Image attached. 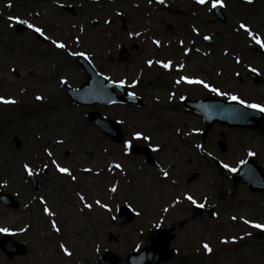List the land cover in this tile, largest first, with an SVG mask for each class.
<instances>
[{"label": "rangeland", "instance_id": "1", "mask_svg": "<svg viewBox=\"0 0 264 264\" xmlns=\"http://www.w3.org/2000/svg\"><path fill=\"white\" fill-rule=\"evenodd\" d=\"M164 1L162 5L159 0H135L134 8H122L119 14H109L101 38L87 44L82 40L73 43L76 32H71L72 38H68L65 31L47 26L40 12L44 5L35 7L31 1L26 7L8 6V0H0V38L15 41L12 59L16 70L23 67L28 58L26 54H37L49 59V67L53 57L55 62L63 58V67L68 64L66 67L71 72L69 75L64 73L65 77L56 81L52 103L73 106L78 113L66 117L65 125L62 122L46 137L51 138L53 134L61 137L66 133L64 129L69 128L85 140L87 150L83 156L76 155L72 147L63 148L57 144V150H54L56 160L67 167L70 174L59 172L53 163L39 154L29 165L33 170L31 175L21 167L15 173L5 175L8 180L0 182V192L10 195L17 206L0 200V205L7 210L5 214L9 215H0V228L9 229L0 232V238L5 233L11 235L4 247L14 253L9 257L0 251V264H107L101 259L105 250L121 258L118 264H127L125 255L148 243L147 232L177 225L184 220L186 223L174 230L175 237L170 244L175 255L159 264H264V237H256L261 228L254 226L264 224V194L251 193L246 185L241 184L233 188L230 179L232 169L240 167L250 156L264 166V131L215 124L202 143V117L187 111L181 103L184 96L193 99L215 96L223 100L236 96V100H243L247 107L252 104L264 107V55L259 53L264 52V47L240 28L243 22L264 41V1L254 0L251 5L245 3L249 7L242 6L244 10L241 11L234 6V0H222L220 11L225 17L222 21L214 14L215 0H205L204 4L197 0ZM81 3V0H61L58 4L62 16L67 17L63 19L64 23L71 24L70 31L78 28L85 17V5ZM154 9H159L157 11L162 15L158 22L154 21V28H148L147 10ZM9 17L28 20L41 28L46 40L35 37L38 32L34 28ZM121 20L125 21L126 29L121 27ZM19 25L25 27L21 32L17 31ZM152 35L159 44L151 42ZM182 39L186 48L180 52ZM54 42L64 43L66 47L59 48ZM121 45L128 50L124 62L118 61ZM228 49L234 59L233 65L221 67L223 50ZM77 54H83L99 73L113 82L124 80L132 84L139 76L142 79L139 85L147 92L148 101L144 108H131L127 104L93 107L73 104L66 94V86L80 87L88 78L75 59ZM193 54L199 56V60L196 65L192 62L189 65L187 56ZM181 58L187 62V69L180 72L177 64ZM149 60L153 61L151 65ZM156 61H171L172 64L170 68H164ZM213 61L218 63L217 67L212 66ZM253 69L261 77L259 83L251 79ZM53 70L60 72L59 69ZM185 76L193 80L201 76L204 84L181 80ZM10 77L16 79V74L11 73ZM25 77L23 74L22 79L11 84L0 79V96L6 98L13 94L17 102L13 106L0 102L1 136L9 137L11 121L23 118L24 112L50 110L49 104L18 110L25 98ZM4 88L9 89V93L3 92ZM214 88L219 91H213ZM87 112H98L117 120L123 142L116 143L107 138L87 119ZM46 120L50 121L48 116ZM220 131L226 134V151L223 153H219L217 145ZM136 132L142 133L140 141L133 135ZM15 136L20 140L18 149L11 143ZM28 140L19 131L4 140L16 152V163L20 157L24 158ZM142 140L154 146L155 153L152 154L156 164L153 166L145 163L143 156L129 153L125 147L127 141L142 143ZM202 149L228 167L218 169L202 155ZM104 154L113 156L115 165L121 167H111L105 158L102 160ZM161 162L167 165V176L157 172ZM125 164H135V169L146 178L136 174L125 179ZM92 166L94 171L89 170ZM193 173H197V178L189 181ZM72 176L76 179L73 180ZM31 177H34L36 187L31 184ZM48 182H54V187L48 188ZM113 188L116 191H112ZM189 195L196 203L187 199ZM38 200L51 203L48 209L52 217L34 204ZM124 204L136 212V217L127 224L117 211ZM194 204L206 209L214 205V214L211 217L208 213L192 216L191 206ZM71 208L74 214L69 213ZM54 213H59V217ZM73 215L77 216L72 219L75 225L65 227L63 221ZM53 222L59 231L53 227ZM110 234L114 239H110ZM13 240L25 244L26 250L20 255L16 253ZM205 243L211 252L204 248ZM61 245L67 247L71 255L66 254Z\"/></svg>", "mask_w": 264, "mask_h": 264}, {"label": "bare ground", "instance_id": "2", "mask_svg": "<svg viewBox=\"0 0 264 264\" xmlns=\"http://www.w3.org/2000/svg\"><path fill=\"white\" fill-rule=\"evenodd\" d=\"M34 0H8V6H12L14 4H18L21 6L26 7L27 4ZM61 0H35L33 5L37 7L38 5H44L41 8V15L42 19L44 20L45 24L49 27H52L54 29L60 30V31H65L66 35L68 38H72L71 32H76L77 36L73 39V43H76L77 40H82L84 43H94L96 42V38H101V33L103 32L104 28V21H106L107 17L109 14H119L122 8H134L136 5L135 0H81L83 5H85L84 14L85 17L81 20L82 22L78 24V28L71 30L70 31V23L65 24L63 20L64 17L59 11V3ZM254 1V0H252ZM264 0H259V2H262ZM51 2V3H50ZM251 5L249 0H234V6L236 9H239L243 11L244 9L242 6H246L244 4ZM252 3V2H251ZM159 4L164 5L165 1L160 2ZM249 7V6H246ZM264 7V6H263ZM262 7V8H263ZM157 8H160L158 5ZM163 8V7H162ZM161 8V9H162ZM159 9H154V10H147V16L149 17L148 21V28L153 26V28L156 26L154 24L155 22H158L161 18V13L157 11ZM110 12V13H107ZM44 17V18H43ZM97 17H100V19H97ZM40 18V16H39ZM194 19L197 20V17ZM63 21V22H62ZM0 19V23H1ZM190 29V28H189ZM188 29V30H189ZM190 31H188V34H190ZM154 33V31L152 32ZM187 36L188 34L185 33ZM1 35V31H0ZM151 42L155 43L157 41L155 36H150ZM183 42V39L181 40V43H179L180 46V52L186 48V45ZM230 44V41L228 42ZM16 47L15 41L10 38H0V79H4L7 81V84L14 83L16 81H19L20 79L23 78V74L26 75L25 82L26 85L24 86V100L22 104L19 106L18 105V110L22 109L23 107H30L32 108L36 104H49L50 105V110H46L43 113L39 111H35L34 109L31 110V112H24L22 114L23 118H18L17 120L11 121V126H10V132L9 137L15 133V132H20L21 135L25 138H29L27 141V148L26 152L24 153V158L20 157L19 163H16V152L5 143L4 140H6L8 135L6 136H1L0 132V182H6L8 178H4L5 175L9 172V175L15 173L20 167L23 169H26L24 166L25 164L30 165L31 162L35 161L39 154H42L44 158L52 164V161L56 160L55 157V151L57 150L58 145L60 144V147H72V150L76 153V155H85L87 150H85V143L83 139H81L78 135H75L72 133V129L66 128V133L59 137L56 136V134L51 135V138L46 137V135L49 134V131L52 133L57 130L61 126V123L66 122V117L78 113L77 109L75 107H69L66 104L63 105H58V104H53L52 103V89L53 86L56 84V81L62 80L65 76L64 73L70 74L71 72H68L69 69H67L68 64L63 67L65 64V61H63V58L56 60L55 62V57L52 58V62L49 63L51 64L50 67L48 66V61L46 57H43L41 55L37 54H26L28 58L26 61L22 64V68H20L18 71L16 70V65L14 66V62L12 59V55L14 52L12 49ZM230 49L223 50L222 56L224 57V60L220 61V64L222 65L221 67L227 66V67H232L234 59L232 58L228 52ZM226 53V55H225ZM30 55V56H29ZM72 56V54H69ZM14 57V56H13ZM227 57V58H226ZM199 60V56L196 54L191 55L190 57L187 56L188 64L190 65V62L194 63L195 65L197 64ZM214 63L212 66L217 67L218 63L216 61H213ZM56 63V64H53ZM53 64V65H52ZM187 62H184L183 59L179 61L177 64L178 67L177 69L181 71H185L187 69L186 66ZM62 65V67H61ZM180 65H183L181 68ZM60 67L62 68V73L60 70ZM53 69H59L60 72L57 70ZM14 73L16 74V79L10 77V74ZM62 77V78H60ZM203 78L201 76H198V80H202ZM230 84V83H228ZM9 89L4 88L3 92L9 93ZM14 95H7L6 99H13ZM41 96L43 97L42 100H37L36 97ZM9 97V98H8ZM4 104H11L17 105L16 103H4ZM52 104V105H51ZM46 113V114H44ZM49 117V122H47L46 117ZM19 121V122H18ZM52 121V122H51ZM16 122V124H15ZM73 126V125H72ZM67 127V125L65 126ZM7 133V134H8ZM52 152V156L48 155V152ZM77 158V157H76ZM105 158L106 163L110 162L112 164L111 167L115 166V158L113 156H108V155H103L102 160ZM79 160H77L78 162ZM58 163V162H57ZM15 165V166H14ZM54 165V164H53ZM78 165V164H77ZM55 166V165H54ZM79 166V165H78ZM63 167V166H62ZM80 167V166H79ZM157 172L159 174H164L165 171L167 170V165L164 162H161L160 165L158 166ZM136 166L135 164H125V179H130L133 178L136 174L144 176L143 173H140L135 169ZM94 167H90L89 170L94 171ZM99 169H102L101 166H99ZM27 170V169H26ZM98 170V169H97ZM68 174V173H64ZM163 183V182H161ZM91 182H88V185H90ZM143 184H147V182H143ZM48 188L49 187H54V182H48L47 183ZM56 189V186H55ZM51 192H49L50 194ZM65 199V198H64ZM67 199V197H66ZM41 211H44L45 208H51V203L46 201V200H38L36 203H34ZM67 207L69 208V204L66 203ZM69 213L74 214L73 208L68 209ZM7 212L6 209H4L3 206L0 205V215L3 217L5 215L9 216L8 214H5ZM56 217H59V213H54L53 214ZM73 218L77 219V216H72V218H65L63 221V224L65 227H68L70 225H75L74 221L72 220ZM63 229L60 230V233L63 235ZM68 242H71L67 240ZM17 248H20V244L16 246Z\"/></svg>", "mask_w": 264, "mask_h": 264}, {"label": "water", "instance_id": "3", "mask_svg": "<svg viewBox=\"0 0 264 264\" xmlns=\"http://www.w3.org/2000/svg\"><path fill=\"white\" fill-rule=\"evenodd\" d=\"M222 17V16H220ZM21 29V28H20ZM126 50L123 47L121 50L120 60H123V54ZM79 62L83 65L86 71L89 73V80L81 86L78 91H74L71 88L67 89L69 97L73 98L77 103L90 104L92 105L96 101H103L105 103H112L115 101L125 100L126 97H121L120 99L114 98L113 96L108 98L105 93L111 94V87L113 84L108 85L105 83V79L98 78L99 76L95 73L94 69L90 66L89 62L83 59L81 56H78ZM253 79L255 82L259 81L257 78V74L254 73ZM98 87L100 89H98ZM106 90V91H104ZM123 91V89H121ZM99 99V100H97ZM189 107H193L200 112L206 123V131L212 127L215 122H219L222 125L227 124L229 127H240L243 129H262L264 130V115L256 110V109H247L243 105L237 102H224L220 99H208L203 102H195V103H187ZM89 119L94 121L96 124L101 126L105 133L112 135L117 140L121 139L119 135V127L115 122L108 121L103 117L98 116L95 113L89 114ZM14 145L16 147L19 146V140L14 138ZM223 145V144H222ZM225 149L224 145L222 146V151ZM192 176L189 180H192ZM233 184L234 186L237 183H247L251 189V191H262L264 192V170L258 166L256 162L253 160H248L242 167L241 170L235 172L233 174ZM0 198L5 203L16 206V202L13 201L12 197L7 194H1ZM202 209L194 208V212L196 214L202 213ZM122 215L127 217V220H131L133 217V213L127 208L123 207L120 210ZM173 227L166 229H159L156 235L149 234V240H151L150 244H148L145 248L140 250V253H131L127 256V260L129 264H152L153 262L159 263L161 261L168 260L173 255V250L169 249V243L171 238H173V234L171 231ZM261 237V236H260ZM6 239L1 240V247L4 249L3 243ZM22 250L19 251L21 253ZM10 255H13L9 253ZM105 261H110L109 264H116L119 261V258L111 253L105 252L103 256Z\"/></svg>", "mask_w": 264, "mask_h": 264}, {"label": "snow or ice", "instance_id": "4", "mask_svg": "<svg viewBox=\"0 0 264 264\" xmlns=\"http://www.w3.org/2000/svg\"><path fill=\"white\" fill-rule=\"evenodd\" d=\"M161 2H163V0H161ZM197 2L200 3V4H204V3H205V0H197ZM249 2L251 3L252 0H249ZM220 3H222V0H215V2L213 3V7H216L217 4H220ZM9 6H10V5H9ZM9 19H10V20H11V19H17V20H19L18 17H9ZM19 22L22 23V24L27 25L29 28H34L35 31L38 32V33H40L41 35L44 34V33H43V30H42L41 28H39V27H35V26H34L32 23H30L28 20H19ZM240 28H241V29H244L245 31H247L248 34H249L250 36H252V38L255 40V42H256L257 44H260L262 47H264V41H262L261 38H260L259 36H257L255 33H253V32L251 31V29H250L246 24H244L243 22H241V24H240ZM137 35H138V34H137ZM205 39H210V37H205ZM54 43H56V46L59 47V48H65V47H66V45H65L64 43H58V42H54ZM155 43H156V44H159L160 42H159V41H155ZM152 63H153V61H151V60L148 61V64H149V65H151ZM156 63H160V64H162V66H163L164 68H170V67H171V64H172L171 61H168V62H166V63L163 62V61H156ZM180 67L182 68L183 65H180ZM253 71H256V69H253ZM181 80H185V81H187L188 83H200V84H204V81H203V80H193V79H189L188 77H182ZM179 82H180V81H177V83H179ZM113 83H117V82L114 81ZM118 83H119L120 85H124V84H125V81H124V80H120V81H118ZM205 86L207 87L208 85H205ZM213 91H219V90L214 88ZM36 99H37V100H42L43 97H41V96H37ZM231 99L236 100V99H238V97H236V96H232ZM0 102H3V103H16V101H15L14 99H6V98H4L3 96H0ZM240 103H244V101L241 100ZM250 106L253 107V108H259V109H261V110H264V107H262V106L259 105V104H252V105H250ZM135 136H136V138H140V137L142 136V133H141V132H136V133H135ZM145 138H147V137H145ZM130 146H131V141H127V142L125 143V147L128 148V147H130ZM48 155H49V156H52V152L49 151V152H48ZM52 163L56 166V168L59 170V172L70 174V170H69L67 167H62V166H61L60 164H58L55 160H53ZM24 167L27 169L28 173L31 175V174H32V171H33L32 168H31L29 165H27V164H25ZM44 167H47V165H45ZM115 167H116V168H120L121 165H120V164H116ZM224 167L227 168L228 165H224ZM232 171H236V169L233 168ZM164 175L167 176L168 173L165 172ZM71 178H72L73 180L76 179L75 176H72ZM112 191H116V189L113 188ZM81 199H83V197H81ZM187 199L190 200V201H192L193 203H196V201H195V200L193 199V197L190 196V195L187 197ZM97 203H100V202L97 201ZM87 206H88V207H91V205H87ZM103 206L106 207V208L108 207L107 205H103ZM44 211L47 212L49 215L52 214L51 211H50L48 208H45ZM254 226L257 227V228H264V224H255ZM53 227L56 228L57 231H59V228L56 227L55 222H53ZM8 231H9L8 228H0V232H8ZM234 239H235V238H234ZM61 247L63 248V250H64V252H65L66 254L71 255V253L69 252V250L67 249V247H65L64 245H61ZM204 248H205L206 250H208L209 252L212 251V249L210 248V246H209L207 243L204 244Z\"/></svg>", "mask_w": 264, "mask_h": 264}, {"label": "flooded vegetation", "instance_id": "5", "mask_svg": "<svg viewBox=\"0 0 264 264\" xmlns=\"http://www.w3.org/2000/svg\"><path fill=\"white\" fill-rule=\"evenodd\" d=\"M140 96H142L144 99H145V96H146V94L145 93H141V94H139ZM152 151V150H151ZM152 155V154H151ZM156 161V160H155Z\"/></svg>", "mask_w": 264, "mask_h": 264}]
</instances>
